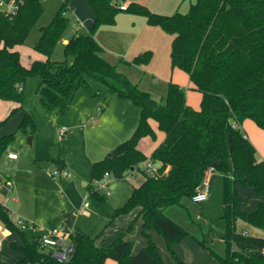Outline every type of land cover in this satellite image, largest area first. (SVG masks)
Listing matches in <instances>:
<instances>
[{"label":"trees","instance_id":"1","mask_svg":"<svg viewBox=\"0 0 264 264\" xmlns=\"http://www.w3.org/2000/svg\"><path fill=\"white\" fill-rule=\"evenodd\" d=\"M71 1L63 0L51 22L41 28L34 49L46 59H36L29 67L14 47L26 42L43 15L42 1L24 0L12 17L0 10V99L19 104L0 121V127L23 112L17 130L0 137V159L19 134H36L37 123L23 106V85L29 76L42 77L41 100L58 113L69 109L76 88L90 87L88 77L106 84L110 92L139 106L141 115L132 135L93 163L91 182L105 173L117 181L134 170L145 174L112 218L137 209L149 243L133 253V241L123 232L113 242L98 245L97 237L77 231L71 235L72 256L60 261L42 247L41 237L29 239L0 203L1 222L23 241L11 242L22 256L16 264H105L107 259L118 264H164L148 233L152 229L165 238L171 251L172 244L191 235L220 264H264V236L237 229L243 221L264 231V160L257 157L256 147L241 127L250 119L264 130V0H196L186 13L172 15L156 13L140 2L124 8L114 0H87L95 19L87 33L74 35L65 44V55L72 58L69 64L51 56L69 25ZM121 13L143 17L148 25L173 36L171 68L188 74L193 89L202 96L199 109L188 104L187 90L179 83L170 81L166 95L158 100L104 56L95 34L103 25H115ZM153 58V51L146 50L125 62L147 66ZM151 119L165 138L148 156L138 144L144 137L156 139ZM149 159L161 162L155 176L143 167ZM211 166L223 176V227L203 217L202 205L193 201ZM91 182L90 194L103 199ZM239 186L254 189L261 197L255 210L245 208Z\"/></svg>","mask_w":264,"mask_h":264},{"label":"rangeland","instance_id":"2","mask_svg":"<svg viewBox=\"0 0 264 264\" xmlns=\"http://www.w3.org/2000/svg\"><path fill=\"white\" fill-rule=\"evenodd\" d=\"M41 1L44 6L43 15L31 31L26 42L22 45L15 46L18 51L20 50L19 52L22 61L27 65L34 58H45L43 54L38 53L34 49V46L41 36V28L51 22L63 3V0ZM67 14L69 17V25L64 31L61 40L56 45L51 59L55 61L66 60L71 64L72 58L66 57L64 52L65 43L63 41L73 36L77 25L75 23V15L69 11ZM81 30L82 33H87L86 29ZM119 36L122 40H126L128 44L130 43L129 37L124 33H122V35L119 33ZM161 36L163 41L160 43V46L156 51L152 49L155 56L150 64L147 65L148 68L147 66L134 64L130 65V68H124V70L127 71L124 72L132 81L138 82L141 89L151 92L158 100H161L162 97L166 95L169 82H176V80H174L175 77L173 78L174 72L170 63L172 37L165 32H161ZM114 42L110 39V48L112 50L116 49L114 48ZM127 50L128 49H126L125 46L122 51L125 53ZM146 50L151 49L146 46L145 50H142V52ZM177 74L181 75L179 79H181V82L185 83L184 87L187 91L190 90L189 92L191 94H199V96H201L198 91H192L190 88L191 86L187 85L189 80L187 73L183 70L177 69L175 71V76ZM88 79L90 83L89 93L93 94L92 96H99L96 97V99L98 100V98H100L102 102L96 106L94 112L97 110V113H95V116L83 120V122L79 124L77 131H75L77 127H72L73 121L68 120V117L70 116L68 111L70 108L73 110L74 107H72V105L74 99L72 100L70 108L65 113H58L56 110H49L44 106L38 92L42 77L40 75H33L26 79L24 85L23 106L27 107V109L29 108V111L32 112V116L37 122V131L34 135L32 144L29 143V137L31 135H26L24 133L19 134L11 142L7 152L18 154V160H10L7 157V152L0 159V169L9 175L11 180V188L7 191V194H4L5 191H0V201H5L7 200L6 198L10 197L7 202L13 211H19L21 209V211L33 215L32 218H27V216L21 212H19L21 213L19 215L16 214V212H10V217L14 223L17 224L19 220L24 219L26 222L24 232L29 239L32 237L48 235L50 231L57 229L60 234L66 235V244L72 243V234L70 230L72 228L76 229L74 225L76 224L77 219L79 221V217L84 216L83 214L78 213V209L82 206L84 200H87L88 202V212L91 210L95 211V215L91 219L80 220L79 225L85 223V225H89V228L91 225H96L97 228L101 227V229H103L102 227L109 222L112 218V213L114 214L115 212L113 208L111 209L110 201L115 205H123L125 196L129 195L128 193L131 184L137 187L141 185L142 182L140 181L145 179V174L137 171L134 176H130L127 179L128 181H117L112 178L111 182L113 181L117 184V187L113 189L111 187L108 189L103 187L98 188L95 183L91 182L93 163L88 164V160L91 157L100 158L102 155V149H100L101 144L104 142H108V145L114 144L118 134H120V132L124 133L125 128H127L126 126L132 122L131 116H128L126 121H124V126L122 128V122L120 121V107H126V105L121 102L129 104V107L131 106L130 108L132 110L137 108L138 119H140L141 109L131 100L122 99L116 93L110 92L106 84L99 82L92 77H88ZM82 88L85 87L76 88L75 92H77V90H83ZM1 103L8 104L5 101ZM85 105H87V102L84 103V106ZM86 107L89 108L91 105L88 104ZM80 108L77 105L74 111L77 112ZM100 109L103 110L102 113H99L98 110ZM110 109L115 111L109 112ZM47 111L50 112L48 115L46 113ZM108 112V117L110 115L111 117L109 122L105 124V127L100 128L96 126L100 122V114H107ZM116 112H118L119 115ZM44 114L46 115L44 116ZM0 121H2V119H0ZM153 121L157 127L156 121ZM4 126L5 125L0 127V135L2 134ZM63 128H66L65 132L62 131ZM72 132H75V134L73 133L72 135ZM145 138L148 140L145 145L147 148L150 146L151 142L154 143V145L157 142V137L156 139L151 137ZM118 139L119 141H122V139L125 138ZM118 145L119 144L117 143L114 147H117ZM259 156L260 154L257 153V157ZM36 157L41 158L40 160H37L35 159ZM54 158L65 159L66 162L71 163L79 172L70 169L73 175L71 179L52 176L50 170L55 169L57 166L54 163ZM103 181L106 180L104 179ZM85 182H91L93 189H98L97 192L104 198L102 199L90 194V189L88 185L84 184ZM222 190L223 183L221 184V181H217L215 184L213 183L209 198L201 204L203 205L202 216L223 227L224 221L221 219V206L223 203ZM79 192H82L80 200ZM112 194H117V197L112 199ZM11 197L17 198V202L13 201ZM119 199L121 200L119 201ZM250 201L253 202L251 199ZM94 206H97V209H94ZM114 218L115 217L112 219ZM32 223L35 224V227L27 226ZM0 225H3L1 220ZM80 227L82 226H78V228ZM244 228L252 235L264 236L263 230L257 229L246 222L239 221L237 229L242 230ZM15 237L22 242L18 234H16ZM0 239H4L3 232L0 235Z\"/></svg>","mask_w":264,"mask_h":264},{"label":"crops","instance_id":"3","mask_svg":"<svg viewBox=\"0 0 264 264\" xmlns=\"http://www.w3.org/2000/svg\"><path fill=\"white\" fill-rule=\"evenodd\" d=\"M114 2L121 5L124 8L127 7L130 2H140L144 5H146L147 7H149L152 11H154L156 13L164 14V15H172V14L176 13L177 11H180L182 13H186L189 10L191 4L195 3L196 0H114ZM69 6H70L69 12H72V14L75 15V23L77 25L73 36L78 35L79 33H82L81 29H86V31L88 32L91 25L94 22V19H95L94 12L91 10V8L88 4V1L87 0H72ZM121 14H122V16H121ZM121 14L118 15L115 25H103V26H101L98 29V31L96 32V39L104 47V50H105L104 56L110 62L116 64L120 72L126 74L125 72H127V71H125L124 68H130L131 67L130 65H133V64L126 63L125 61H132V59L137 54L141 53L142 50H145L146 46H148L151 50L154 49L156 51L157 48L160 46V43L163 41L162 40L163 38L161 36V32L164 33V31L159 27L148 25L146 23L145 18H143V17L134 16V15L126 14V13H121ZM67 16H68V14H67ZM153 27H155V28H153ZM119 33L121 35H122V33H124L126 36H128L130 43L128 44L126 40H122V38L119 36ZM171 37L173 39V36H171ZM70 39L71 38L66 39L63 42L66 44ZM110 39L113 42L115 41L114 42V44H115L114 48H116L115 50H112L110 48ZM118 42H119V44H118ZM171 43H172V40H171ZM125 46H126V49H128V50H127V52L124 53L122 50ZM14 50H18V49H16V47H15ZM170 51H171V47H170ZM43 56L45 57L43 59L42 58L32 59L28 65L24 64V62L22 61V58H21V61H22L23 65H25L26 67H29L32 64V62L36 59L45 60L46 56L45 55H43ZM154 56H155V53H154ZM122 60H124V61H122ZM147 68H148V66H147ZM175 69L177 70V68H175ZM175 69H172L174 72L173 78L175 77L174 80H176V83H179L180 85L185 86V83L181 82V79H179L181 77V75L177 74L175 76V71H176ZM187 76H188V74H187ZM188 78H189V76H188ZM188 82H187V85H190L191 87L190 86L189 87L191 88L192 91H194V89H193L194 84L191 82L190 78H189ZM134 83H137L139 85L138 82H134ZM24 85H23V91H24ZM82 89L83 90H77V92L74 93V98H73L74 99V101H73L74 106L72 105V107H74V108H73V110H71L72 108L69 107L70 110L68 111V113H70L68 120L73 121L72 127H77L75 129V131L78 130V126H79V124H81V122H83V120H86L87 118H92L95 116V113H97V110H96V112H94V110H95L96 106L102 102V100L100 98H98V100L96 99V97H99V96H95V95L92 96L93 94L89 93L90 88H86V89L82 88ZM189 91H187V102H188V104H190L191 106H193L196 109H199L202 96H199V94H191ZM122 99H124V98H122ZM4 101L8 104H2L1 103ZM117 101H119V100H117ZM85 102H87V105L90 104L91 107L88 108V107H86L87 105L84 106ZM74 103H76V104H74ZM121 103H124L126 105V107H122V106L120 107L121 108L120 121L122 122V128L124 126V121H126L128 116H131L132 122L126 126L127 128H125L124 133L120 132V134H118V136L116 137V139L114 141V144L108 145V142H104L103 144H101V147H100V149H102V153H101L102 155L100 157L101 159H103L107 155V153H109L111 150H113L115 148L114 146L117 143L120 144L124 140L128 139L132 135L133 131L135 130V128L138 125L139 119L137 118V108H134V110H132L130 108L131 106L129 107V104H127L125 102H121ZM18 105L19 104L17 102L6 101V100L0 99V107H1L0 119L4 120L5 118H7L9 116L10 112L12 111V109L17 107ZM77 105L79 108L82 106L83 107L80 108L76 112V111H74V109H75V107H77ZM25 108L27 109V107H25ZM27 110H29V108ZM98 111H99V113H102L103 110L100 109ZM113 111H115V110L110 109L109 112H113ZM109 112L107 114H100V119H99L100 122L96 126H98L100 128L105 127V124L109 122L110 117H111V115L108 117ZM46 113L48 115L50 112L47 111ZM116 113L118 114V112H116ZM31 114H32V112H31ZM45 115L46 114H44V116ZM22 118H23V112L22 111L15 113L8 120V122L5 124L0 137L16 131L21 120H22ZM150 124L152 125V127L154 128V130L156 131V134H157L156 144L154 145V143L151 142V144L148 148L145 147V145L148 141V140H146L147 138H145V137H144V139H141L139 144H138L139 149L141 151H143L148 156L151 155L153 150L165 138L164 132H162L158 129L157 122H156L157 127L155 126L153 119L150 120ZM241 127L245 131V135L248 137V139L256 147L257 153L260 154V156L258 158L260 160H264V130L261 129L260 127H258L256 125V123L250 119L245 120L243 122V124L241 125ZM73 133L75 134V132H72V135H73ZM118 138H120V139L125 138V139H122V141H119ZM33 139H34V136H33ZM33 139H32V142H33ZM7 157L10 160H14V161L18 160V158L17 159L10 158L8 156V152H7ZM40 158L41 157H36L35 159L40 160ZM96 158H98V157H91L88 160V164L89 163L92 164L95 161L101 160L100 158H98V159H96ZM53 160H54V163L56 165H60L61 167L66 166L64 168L68 169L71 172V174H72V171L70 169H73V170H76L77 172H79L77 169L74 168V166L71 163L66 162L65 159H63V158H54ZM56 160H60V161L58 162ZM155 164L157 166L161 167V162H157ZM137 171L138 170H134L131 174H129V176L126 179H123L121 181H128L127 179L130 176L131 177L134 176ZM0 174L3 176L4 181H6V183L8 185V187L6 189L0 190V191H3V192L5 191L4 194H7V191H9L11 188L10 176L6 172L2 171L1 169H0ZM72 177H73V175L70 177V179ZM60 178H63V177H60ZM111 179H110V186L109 187H111L113 189V188L117 187V184L114 183L113 181L111 182ZM142 180L144 181L145 179H142ZM142 180L140 182H143ZM217 181H221V184H222L223 183V176L219 172L215 171L214 173H212L209 176L211 191L213 188V183L215 184V182H217ZM84 184L88 185L89 183L85 182ZM134 187H135V185L131 184V188H130V191L128 193L129 195L125 196V199L123 201L124 203L126 202V200L131 195ZM238 191H239L240 197L243 198L242 200L245 202V208L249 211L255 210L257 208L258 202L261 200V197L255 192V190L251 189V188L239 186ZM78 194H79V200H80L82 192H79ZM115 197H117V194H112V199ZM6 199L7 200H5V201H3V200L0 201V203H2L4 206H6V208L9 211V214H10V212L13 211V209H11L9 207V205H8L9 203L7 202L10 199V197H8ZM11 199L15 202H17V200H18L15 197H11ZM250 199L253 202H251ZM120 200L121 199H119V201ZM85 202H87V200H84L82 206H80V208L78 209V213H81L84 216H80L79 221L77 219L76 224L74 225L76 229L72 228L70 230L71 234H73L77 231H83L87 234H90L92 236L97 237L96 241H97L98 245H104L105 243L113 242L118 237V234L120 232H123V233H125L126 239L133 241V244H134L133 253L139 252L140 250H142L144 247H146L148 245L149 239L143 234V230H144L143 220L138 217L139 211L137 209L133 210L130 213L121 214L119 216H116L114 219L111 218L109 220V222L104 227H102L103 229H101V227L97 228L96 225L95 226L91 225L89 228V225H85V223H83V225H79L80 220H82V219L88 220V219L93 218L95 215V211L91 210L88 212L89 205L87 208L84 207ZM118 204H120V203H118ZM199 204H201V203H199ZM110 206H111V209L113 208V210H116L117 208L121 207L122 205H115L112 201H110ZM94 209H97V206H94ZM202 209H203V205H202ZM221 210H222V206H221ZM13 212H16V214H18V215L21 213L25 214V216H27V218L33 217V215H31V214H28V213L21 211V209L19 211L15 210ZM19 212H21V213H19ZM111 216H113V213ZM206 219H208V218H206ZM22 220H24V219H22ZM132 224H134V227L130 231L129 228ZM78 226H82V227L78 228ZM242 230H244V232H246L247 234H250L245 228ZM2 232H3L4 239H0V248H1V250H0V263L16 264V261L19 260L22 256L19 252L15 251L11 247V242L15 241L18 244H22L23 241L21 242V241L16 239L15 235L18 233L12 232L9 229H7L6 227H4L3 225H0V235L2 234ZM148 233L151 235L153 241L156 243L157 248H158V252H159L164 264H177V262H179L180 260H182V262L184 264H220L218 262V260L210 253V251L208 249L202 247L191 235H188V236L184 237L181 241L172 244V251H171V250H169V248L167 246V242H166L165 238L161 234H159L157 231H155L153 229L149 230ZM20 239H21V237H20ZM14 252H15V255H14ZM176 258H178V259H176ZM105 264H118V263L113 259H107Z\"/></svg>","mask_w":264,"mask_h":264},{"label":"built area","instance_id":"4","mask_svg":"<svg viewBox=\"0 0 264 264\" xmlns=\"http://www.w3.org/2000/svg\"><path fill=\"white\" fill-rule=\"evenodd\" d=\"M23 3L24 0H0V10L4 12L7 16L12 17L19 12ZM62 131L65 132L66 128H63ZM8 156L12 159L18 158V154L13 152H8ZM143 167L146 170V172L152 176L157 175L160 168L152 160H147L143 164ZM214 172H215L214 166H211L207 170L203 182L199 185V187L196 190V193L193 196L194 202L202 203L208 199L211 190L209 176ZM50 173L54 177L70 178L72 176L71 172L68 169L61 167L60 165H57L55 169L50 171ZM104 179L106 181H103ZM110 179L111 176L108 173H105L101 180H96L94 183L97 185L98 188L103 187L105 189H108L110 186ZM7 187L8 185L6 181H4L3 176L0 174V190H4ZM84 207L86 208L88 207V202H85ZM17 225L23 230L26 228V222L24 220H19ZM27 226L35 227V224L32 223ZM41 244L42 247L50 250L52 255L60 261H67L68 259H70V257L72 256L75 250L74 244L73 243L66 244V236L64 234H60V232L57 229H54L50 231L48 235L41 237Z\"/></svg>","mask_w":264,"mask_h":264},{"label":"water","instance_id":"5","mask_svg":"<svg viewBox=\"0 0 264 264\" xmlns=\"http://www.w3.org/2000/svg\"><path fill=\"white\" fill-rule=\"evenodd\" d=\"M33 136L29 137V143L32 144ZM178 264H184L182 261H179Z\"/></svg>","mask_w":264,"mask_h":264}]
</instances>
